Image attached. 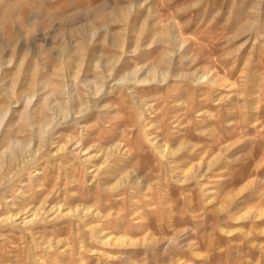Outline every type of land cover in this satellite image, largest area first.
I'll return each mask as SVG.
<instances>
[{
    "label": "rangeland",
    "instance_id": "rangeland-1",
    "mask_svg": "<svg viewBox=\"0 0 264 264\" xmlns=\"http://www.w3.org/2000/svg\"><path fill=\"white\" fill-rule=\"evenodd\" d=\"M7 110L0 264H264V0H0Z\"/></svg>",
    "mask_w": 264,
    "mask_h": 264
},
{
    "label": "bare ground",
    "instance_id": "bare-ground-1",
    "mask_svg": "<svg viewBox=\"0 0 264 264\" xmlns=\"http://www.w3.org/2000/svg\"><path fill=\"white\" fill-rule=\"evenodd\" d=\"M175 44H177V43H175ZM179 45V44H178ZM195 80V79H194ZM200 83V82H199ZM58 86V85H57ZM61 86V85H60ZM93 87H95V86H93ZM64 90V89H63ZM63 93H65V91L63 92ZM62 95V94H61ZM34 98V97H33ZM140 98V97H139ZM30 99V98H29ZM31 101V100H30ZM27 102V101H26ZM25 102V103H26ZM32 102V101H31ZM28 104H29V102H27ZM147 106V105H146ZM2 110V109H1ZM6 110V109H5ZM83 110V109H82ZM84 111V110H83ZM27 112V111H26ZM25 112V113H26ZM82 112V111H81ZM80 112V113H81ZM8 113H9V111L7 110V111H4V112H2L1 113V115H0V130H1V128H2V126H3V123H4V119L6 118V116L8 115ZM62 113V112H61ZM50 120V119H49ZM48 121V120H47ZM27 122V121H26ZM49 122V121H48ZM52 124V123H51ZM50 125V123H46V128H45V130L48 128V126ZM88 127V126H87ZM151 127V126H150ZM8 130V129H7ZM150 137V136H149ZM148 139V138H147ZM153 139H155V138H153ZM154 142V141H153ZM15 145H17V143H14ZM163 143H160V145H162ZM71 145V144H70ZM164 145V144H163ZM157 146V145H156ZM168 147V146H167ZM58 148V147H57ZM61 148V147H60ZM60 148H59V150H60ZM162 148V147H161ZM116 149V148H115ZM72 150V149H71ZM158 150H159V148H158ZM163 152H165V151H167L166 150V148L164 147L163 149ZM168 150H169V147H168ZM159 151H161V150H159ZM172 151V150H171ZM161 153H162V151H161ZM16 154V153H15ZM160 155V154H159ZM13 156V158H15L14 157V155H12ZM11 156V157H12ZM168 156H169V154H168ZM18 157V156H17ZM170 158V157H169ZM17 159V158H16ZM14 160V159H13ZM15 161V160H14ZM15 163V162H14ZM213 162H211V163H209V164H212ZM208 164V165H209ZM213 165V164H212ZM167 166V165H166ZM197 168V167H196ZM190 171H191V169H189ZM197 170V169H196ZM97 172V171H96ZM193 175V174H192ZM174 177V176H173ZM191 177V176H190ZM172 178V177H171ZM170 178V179H171ZM175 178V177H174ZM177 179V178H176ZM132 181V180H131ZM27 209V208H26ZM51 210V209H50ZM59 210V209H58ZM36 211V210H35ZM88 213V212H87ZM32 218L34 217H36L37 216V214H36V212H33L32 214ZM84 215V214H83ZM14 216V215H13ZM2 218H4V217H2ZM14 218V217H13ZM30 218V217H29ZM1 220V219H0ZM5 220H7V222H8V219H5ZM32 220V219H31ZM12 221H14V220H12ZM24 221L25 222H27L25 219H24ZM34 221H35V219H34ZM10 222V221H9ZM23 222V221H22ZM33 222V221H32ZM4 223H5V221H4ZM28 223V222H27ZM25 224V223H24ZM26 225V224H25ZM29 225V224H28ZM31 225V224H30ZM87 227V226H86ZM101 233V232H100ZM98 234V233H97ZM104 243V242H103ZM103 243H102V245H103ZM80 263V262H79Z\"/></svg>",
    "mask_w": 264,
    "mask_h": 264
}]
</instances>
